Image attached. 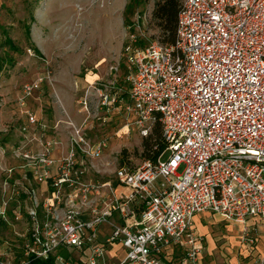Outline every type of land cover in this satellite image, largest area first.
I'll return each instance as SVG.
<instances>
[{
  "label": "built area",
  "instance_id": "2783aa9c",
  "mask_svg": "<svg viewBox=\"0 0 264 264\" xmlns=\"http://www.w3.org/2000/svg\"><path fill=\"white\" fill-rule=\"evenodd\" d=\"M179 3L172 45L142 47L140 14L124 29L122 130L146 138L159 123L166 147L155 162L98 180L107 140L91 141L87 119L61 105L53 125L37 118L29 104L53 89L49 72L22 86L12 166L0 150V223L10 216L23 230L0 239V264H112L115 245L113 264H203L197 214L240 226L245 258L264 264V0ZM97 84V108L116 109L122 98L97 81L88 91ZM92 98L78 102L86 113Z\"/></svg>",
  "mask_w": 264,
  "mask_h": 264
},
{
  "label": "rangeland",
  "instance_id": "374dc122",
  "mask_svg": "<svg viewBox=\"0 0 264 264\" xmlns=\"http://www.w3.org/2000/svg\"><path fill=\"white\" fill-rule=\"evenodd\" d=\"M69 1L73 0H0V145L7 152V164L12 166L13 162H10L7 154L18 140L21 124L18 119L17 98L24 84L32 82L43 73L49 72L52 80L54 79L57 67L46 55H51L52 49H61L53 34V27L56 25L55 21L61 23L63 20L66 23L63 29L65 46H68V40L76 42L74 51L58 52L64 63V74L70 76L78 73L81 66L79 77L91 74L96 79H93L95 82L106 86L107 92H116L122 98L116 109L99 110L95 89L104 87L97 84L88 91L90 82L85 84L84 92L73 101L74 114H67L79 124L87 119V134L91 141L107 140V149L96 162L100 174L95 177L107 180L112 178L114 169L120 165L134 167L145 160L142 157L143 138L137 135L135 128L130 130L129 135H124L122 130L125 122L124 106L129 102V82L122 50L126 43L124 29L127 20H132L136 14L142 15V47L159 40V30L152 21L154 0H88L87 4L72 6L77 12L74 20L69 9L59 8L60 4ZM45 2L51 8L50 16L54 17L51 19L54 24L50 28L42 14ZM107 6L115 10L113 16L105 11ZM91 7L96 8L92 13L90 34L86 37L90 47L87 51L83 27L84 22L88 23L90 20V15L86 21L82 17ZM71 29L74 31H70ZM54 91V82L52 90L43 86L39 97L35 95L39 99L30 101L29 104L37 118L48 125L64 119L59 108V98L55 102L52 97ZM86 93L93 97V101L86 107L87 113L83 110L84 106L78 103ZM119 135L123 136L119 138ZM182 170L183 167L178 173ZM194 226L204 237L203 264H253V260L249 258L254 256L245 258L248 249L240 243V226L220 221L218 217H211L209 214L195 215ZM22 230L23 225L15 224L9 216L8 224H3V227L0 225V239L12 241L14 231Z\"/></svg>",
  "mask_w": 264,
  "mask_h": 264
},
{
  "label": "crops",
  "instance_id": "0c3cea01",
  "mask_svg": "<svg viewBox=\"0 0 264 264\" xmlns=\"http://www.w3.org/2000/svg\"><path fill=\"white\" fill-rule=\"evenodd\" d=\"M80 3L82 5H84L85 3L87 4L89 2H88V0H73V1L64 2V3L60 4L61 6L59 8L60 9L64 8V10L69 9L70 15L73 17V20H74L77 12H76L75 7H73L74 8L73 9L72 6H74L76 4H80ZM95 8L91 7V9L89 11H87L86 13H84L83 17H82L86 21V20H88L87 16L90 15V20H88V23L84 22V27H83V33H84L83 35L85 38V40H84L85 41V49L87 51H89L90 47H88L86 37L90 34V29H91L92 22H93L92 13L94 12ZM105 11H107L109 14H111V16H113L114 12H115V10L108 8V6L105 9ZM42 14H43L44 19L48 21V27L50 28L52 26V24H54V22L51 20L54 17L50 16L51 15V8L46 6V2L42 8ZM55 24L56 25H54V27H53V32H54L53 34H55V39L56 40L58 39L59 47H61L62 50L60 49L59 51H57V50L54 51L52 49L51 55H46L45 52H44V54L49 59H52L51 60L52 63L56 64V67H57V70L54 73L53 82H54V90H55L54 92L60 100L61 107L67 114H70L68 112H71L74 114L73 101L84 90L85 84H89L90 82H92L96 79H94L93 78L94 76L91 74H85L84 76L79 77L78 73H79V70L82 68L81 66L78 70V73L71 74L70 76H67L66 74H64V72H63L64 63H63V60L61 58L62 56H60L59 54L62 51L64 53L67 51H74L76 42L74 40H70V41L68 40V42H66V43H68V46L67 45L65 46V41L63 40V38H65V34H63V29L66 26V23H65V21L62 20L61 23H57V21H55ZM70 31H74V30L71 29ZM58 52H59V54H58ZM2 148L3 147L0 145V150ZM247 224H261V223H259L257 221L255 222V221L250 220ZM0 225L3 227V223H0ZM257 229H258V232H260V233L263 232V226L258 225ZM258 248H259V250H261V244H259ZM108 254L111 257V263L113 264V263H115V261L117 259L116 257L121 256L122 251L119 248V246L115 245V246H112L109 248ZM249 260H253V262H254V258H252V257H250Z\"/></svg>",
  "mask_w": 264,
  "mask_h": 264
},
{
  "label": "trees",
  "instance_id": "16d2710c",
  "mask_svg": "<svg viewBox=\"0 0 264 264\" xmlns=\"http://www.w3.org/2000/svg\"><path fill=\"white\" fill-rule=\"evenodd\" d=\"M179 0H154L152 21L159 30L158 42L163 45H172L176 37V22L179 12ZM128 23V20H127ZM143 46V43H142ZM166 147L162 136L161 126L157 123L151 134L142 141V157L153 162L159 157ZM35 264H44L37 262Z\"/></svg>",
  "mask_w": 264,
  "mask_h": 264
}]
</instances>
